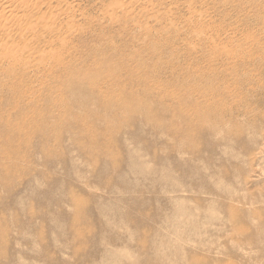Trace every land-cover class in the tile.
Returning a JSON list of instances; mask_svg holds the SVG:
<instances>
[{"label":"rangeland","instance_id":"obj_1","mask_svg":"<svg viewBox=\"0 0 264 264\" xmlns=\"http://www.w3.org/2000/svg\"><path fill=\"white\" fill-rule=\"evenodd\" d=\"M28 1L0 264H264V0Z\"/></svg>","mask_w":264,"mask_h":264},{"label":"bare ground","instance_id":"obj_2","mask_svg":"<svg viewBox=\"0 0 264 264\" xmlns=\"http://www.w3.org/2000/svg\"><path fill=\"white\" fill-rule=\"evenodd\" d=\"M13 1L15 2V0H0V6H1V12H0V20L1 19H3V16L4 17H6L5 18V20H4V22L6 23V21H10L9 23H11L12 22V19L13 18H15L16 17V19H18V21H16V24H18L17 25V27H18V30L19 31H23V33H20V34H28V33H33L34 34V30L36 29V26H38L39 27V24L40 23H46L47 24V22L49 23H51V21H48L50 18V16H55V14L53 15H50L49 17H48V20H46V21H43L41 18H43L42 16L44 15V18L46 17L45 16V14H43V15H41V20L42 21H35V24L33 25H31V26H33V27H31L30 25H28V19L25 17V15H20L19 16V12L17 11V10H19V9H23V10H27V12H28V10L30 11H32V10H37V4H35V3H33V2H29L28 0H20V2H18L17 3V5L15 6V5H13ZM41 1H43V2H45L44 0H40V2ZM52 1V0H51ZM41 4V3H40ZM44 4V3H43ZM12 5L13 6H15L14 8H12ZM71 6V5H70ZM39 8V7H38ZM53 8V7H52ZM153 8V7H152ZM24 12V11H23ZM73 13V12H72ZM59 14V13H58ZM37 15V14H36ZM60 15V14H59ZM115 15V14H114ZM113 15V16H114ZM57 16V15H56ZM9 18H10V20H9ZM30 18V17H29ZM55 17H53V18H51L52 20L54 19ZM57 18V20H58V16L56 17ZM50 19V20H51ZM56 19H55V21H53L52 23H53V25L54 24H56V23H54V22H56L57 21ZM89 20V19H88ZM31 22H33V21H31ZM113 22V21H112ZM51 23V24H52ZM25 24H27V26H25ZM30 26V27H29ZM55 26V25H54ZM15 27V26H14ZM69 27V26H68ZM42 28V27H41ZM47 29H50V27L49 28H47ZM46 29V27H45V30H47ZM54 29V28H53ZM57 29V28H56ZM16 29H14L13 31H15ZM37 30V29H36ZM35 30V31H36ZM40 30V29H39ZM38 30V31H39ZM70 32V31H69ZM71 32H73L72 30H71ZM37 33V32H36ZM39 33V32H38ZM61 33V32H60ZM11 30H10V28H8L7 27V25H5V26H3L2 27V29H1V31H0V35H4V38H5V36H6V43L5 42H3V40H0V73L1 74H5V75H7V76H10L11 77V75H12V73H13V75H15V73L17 72L16 70H22L24 73H25V71L27 70V69H29V62H27V61H25V53H29L27 50L29 49V47L28 48H25V47H27L28 45H25V46H22L21 48H20V46L18 47V46H16V45H14V44H10L11 42H10V39H11ZM19 34V35H20ZM66 34V33H65ZM18 35V36H19ZM60 36V35H59ZM20 37V36H19ZM42 37H43V35H42ZM49 37V36H48ZM21 38H23V37H21ZM24 38H26V37H24ZM37 38V37H36ZM35 38V39H36ZM39 38V37H38ZM60 38H61V36H60ZM34 39V38H33ZM35 39H34V42H35ZM58 39V38H57ZM66 39V38H65ZM65 39H63V40H59V41H63L64 43H66L65 42ZM32 40V39H31ZM68 41V40H67ZM39 42V41H38ZM33 43V42H32ZM32 43H30V45L32 44ZM36 43V42H35ZM35 43H33V44H35ZM64 43H62V46H67V45H63ZM66 44H68V43H66ZM27 49V50H26ZM33 49V48H32ZM30 50V49H29ZM31 51V50H30ZM46 51H44V53H45ZM43 53V54H44ZM57 53V52H56ZM32 54V53H31ZM31 54H30V56H31ZM42 55V54H41ZM40 55V56H41ZM22 56V57H21ZM43 56H45V55H43ZM55 56V55H54ZM58 56V55H57ZM43 58H45V57H43ZM46 59V58H45ZM54 60V59H53ZM30 61V60H29ZM44 62V61H43ZM59 62H61V61H59ZM41 63H42V60H41ZM64 63V62H63ZM57 64H59V63H57ZM31 65V64H30ZM60 67V66H59ZM60 69V68H59ZM15 72V73H14ZM19 72V71H18ZM20 75V74H19ZM24 75V74H23ZM23 77V76H22ZM21 77V79H23ZM12 81H15V80H12ZM12 81H10L11 83L10 84H13V89L15 90L16 88H18L21 84H17V83H12ZM9 82V81H8ZM0 85H3V86H5V87H7V85L8 84H5V83H1ZM22 86V85H21ZM22 98H24V94L22 95ZM22 98H20V99H22ZM23 100V99H22Z\"/></svg>","mask_w":264,"mask_h":264}]
</instances>
